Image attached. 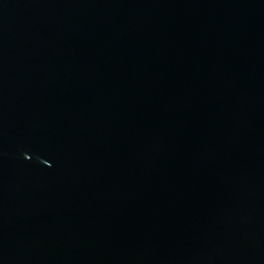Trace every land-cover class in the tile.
I'll return each instance as SVG.
<instances>
[{
	"label": "water",
	"instance_id": "95a60500",
	"mask_svg": "<svg viewBox=\"0 0 264 264\" xmlns=\"http://www.w3.org/2000/svg\"><path fill=\"white\" fill-rule=\"evenodd\" d=\"M0 264H264V0H0Z\"/></svg>",
	"mask_w": 264,
	"mask_h": 264
}]
</instances>
